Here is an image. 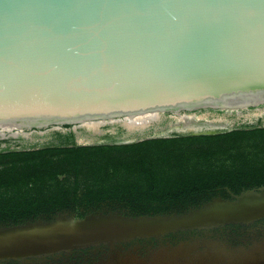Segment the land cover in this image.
Returning <instances> with one entry per match:
<instances>
[{"label":"water","instance_id":"1","mask_svg":"<svg viewBox=\"0 0 264 264\" xmlns=\"http://www.w3.org/2000/svg\"><path fill=\"white\" fill-rule=\"evenodd\" d=\"M262 115L264 0H0V154L210 136ZM227 193L183 213L0 225V260L264 219V186ZM158 257L235 264L219 250Z\"/></svg>","mask_w":264,"mask_h":264},{"label":"trees","instance_id":"2","mask_svg":"<svg viewBox=\"0 0 264 264\" xmlns=\"http://www.w3.org/2000/svg\"><path fill=\"white\" fill-rule=\"evenodd\" d=\"M7 167H9L8 170ZM264 186V127L129 145L50 148L0 154V223L76 218L122 204L129 215L183 213L227 191Z\"/></svg>","mask_w":264,"mask_h":264},{"label":"flooded vegetation","instance_id":"3","mask_svg":"<svg viewBox=\"0 0 264 264\" xmlns=\"http://www.w3.org/2000/svg\"><path fill=\"white\" fill-rule=\"evenodd\" d=\"M99 211L117 212L104 208L95 212ZM177 248H192L197 253L219 250L235 264H242L251 255L252 258L264 257V219L249 225H232L207 232L185 231L160 239L134 240L115 247V251L105 245L90 246L49 255L4 259L0 264H152L154 258H159L160 250Z\"/></svg>","mask_w":264,"mask_h":264},{"label":"rangeland","instance_id":"4","mask_svg":"<svg viewBox=\"0 0 264 264\" xmlns=\"http://www.w3.org/2000/svg\"><path fill=\"white\" fill-rule=\"evenodd\" d=\"M255 126L256 127H264V115L260 116L259 118L255 119V120H253V121H251V122H249V123H247L241 127H255ZM8 169H9V167H7L6 170H8ZM102 208H104L105 210H112V211L117 210V212L120 211L123 213H130L129 210H127L126 208H124L122 206V204H109V203L108 204H102ZM61 213H71V214L75 215L73 209L70 208L69 206L67 208H65ZM54 216H55V214L50 216V217L45 216V215H40V216L36 217L34 220L42 219V220L48 221V220H51ZM0 225H2V223H0Z\"/></svg>","mask_w":264,"mask_h":264}]
</instances>
